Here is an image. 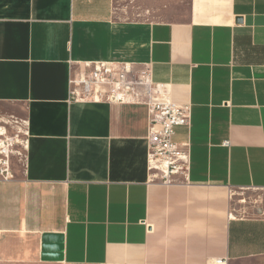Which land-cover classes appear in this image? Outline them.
Returning a JSON list of instances; mask_svg holds the SVG:
<instances>
[{
	"label": "crops",
	"instance_id": "0c3cea01",
	"mask_svg": "<svg viewBox=\"0 0 264 264\" xmlns=\"http://www.w3.org/2000/svg\"><path fill=\"white\" fill-rule=\"evenodd\" d=\"M100 61L191 106L187 179L151 180L146 105L70 101ZM0 104L26 141L0 264H264V0H0Z\"/></svg>",
	"mask_w": 264,
	"mask_h": 264
},
{
	"label": "built area",
	"instance_id": "2783aa9c",
	"mask_svg": "<svg viewBox=\"0 0 264 264\" xmlns=\"http://www.w3.org/2000/svg\"><path fill=\"white\" fill-rule=\"evenodd\" d=\"M70 84L71 102L146 105L149 113L147 161L151 180L174 185L188 178L190 143H178L175 136L178 128L191 127L192 108L174 102L168 85L154 83L150 68L137 72L130 63L87 62L71 77ZM13 141L8 138L5 143L10 147ZM23 144L25 146L26 141ZM8 147L3 145L5 153ZM0 175L3 181L13 180L8 163H4Z\"/></svg>",
	"mask_w": 264,
	"mask_h": 264
},
{
	"label": "rangeland",
	"instance_id": "374dc122",
	"mask_svg": "<svg viewBox=\"0 0 264 264\" xmlns=\"http://www.w3.org/2000/svg\"><path fill=\"white\" fill-rule=\"evenodd\" d=\"M164 14L166 13L160 11L152 12V15L149 18L152 20L162 19L165 18ZM17 110L18 109L14 106L0 104V170L4 167V163H8L12 171H14V167L21 166L23 164V142L25 141V133L24 125L20 120ZM8 138L14 139L13 143H10L12 144L10 147H8L7 143H5V140ZM3 145L8 147L7 153H5ZM243 201L246 205H253L255 199L245 197Z\"/></svg>",
	"mask_w": 264,
	"mask_h": 264
}]
</instances>
